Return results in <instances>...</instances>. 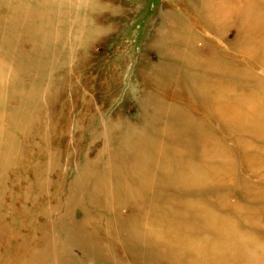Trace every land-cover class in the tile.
Instances as JSON below:
<instances>
[{
	"label": "rangeland",
	"instance_id": "1",
	"mask_svg": "<svg viewBox=\"0 0 264 264\" xmlns=\"http://www.w3.org/2000/svg\"><path fill=\"white\" fill-rule=\"evenodd\" d=\"M199 1L0 0V256L11 258L0 264H172L160 252L166 246L173 260L184 254L182 264L204 245L221 249L225 222L238 227L226 264H243V250L264 252V0H203L217 15L211 23ZM246 9L255 10L254 24L237 21ZM163 61L174 79L156 86ZM185 78L202 80L193 86ZM205 88L206 102L187 93ZM225 91L232 92L224 104ZM254 95L255 119L242 104L237 126L232 99ZM174 107L187 108L193 122L161 115ZM184 122L192 132L200 124L204 138L181 136ZM148 142L179 150L151 165L157 177L142 180L137 160H154ZM118 167V183L140 194L105 208L114 219L108 228L98 224L109 204L105 187L78 181L88 173V183L102 180ZM187 167L204 178L185 182ZM92 191L103 196L91 200ZM73 224L84 237L66 243ZM244 232L255 243L244 242ZM105 238L112 243L100 253Z\"/></svg>",
	"mask_w": 264,
	"mask_h": 264
},
{
	"label": "bare ground",
	"instance_id": "2",
	"mask_svg": "<svg viewBox=\"0 0 264 264\" xmlns=\"http://www.w3.org/2000/svg\"><path fill=\"white\" fill-rule=\"evenodd\" d=\"M199 3V6L201 4L202 7H205L203 12L205 11H209L210 13V23L211 21H217L216 20V13L213 12V10L207 8V4L206 2H204L203 0H200L199 2H197V5ZM193 10L195 9V5L193 3V6L191 7ZM240 9V8H238ZM243 11V10H242ZM255 10L252 9V10H245V12H243L239 18H238V22H247L249 25L250 24H254L255 22V19H254V14ZM168 22V19L166 17H162V21H161V26L167 24ZM168 26L164 27L165 29L167 28ZM162 37H164V34L162 33ZM262 50H264V45H262ZM173 51V50H172ZM172 53V52H171ZM264 56V55H263ZM179 57L181 60H185V56L183 54H179ZM185 58V59H184ZM179 59V61H180ZM216 61V60H215ZM164 66H163V65ZM160 68H163L164 70H156L154 71L153 75H152V78L157 81L156 86L157 84H160V79H167L168 81H165L166 83L169 82L170 80H173L174 77L169 73L167 72V69L168 67H165V66H168V63L163 61L160 63ZM195 67H198V64H194V66L192 65V68H195ZM188 67L186 66H180V69L181 71H185ZM173 77V78H172ZM200 78H195V79H188V78H185L184 81L186 82H189L191 85H197L199 84L200 82ZM226 85V83H225ZM155 86V87H156ZM219 91H222V90H219ZM208 92H212L210 88H205L204 91H202L201 93L199 94H194V91L193 90H187V93L188 94H191V97L193 99H195L196 102H199V103H202V102H206L207 100H211L212 99V96H210L211 93H208ZM232 91H230V94H231ZM209 95H208V94ZM234 93V91H233ZM228 94V91H225L223 92V97L221 98H218L220 100H223L224 101V104L227 103L228 101V97H231V95ZM236 94L234 93V96ZM233 101L236 102V106H237V109H238V113H236V117H239L236 122V125L237 126H240V124L242 123V117L243 116V111H242V104L245 105V106H250L248 107V110L245 111V114H248L251 118H254L256 117V114H254V110H252L251 108L254 107V105H257V101L259 100L258 96H251V98L249 97H244V96H236V99H232ZM261 103V101L259 100V104ZM226 106V105H225ZM215 107H218V108H222L223 106H219V105H216ZM234 106L233 105H229V108L230 110L233 108ZM235 108V112L236 111V107ZM229 112L226 111L225 114H228ZM168 114V115H167ZM163 117H167L169 116L168 118L170 117H179V118H183L185 120L186 116L190 117L192 119V122H193V118H192V114L191 112L187 109V108H182L180 107L178 110L177 108L174 107V109H172L171 112H166V113H163L161 114ZM230 115V114H229ZM248 119V118H247ZM263 119V118H262ZM186 121V120H185ZM188 124H189V119L186 121ZM186 122H184L183 124V127H186L184 128L183 130H181L179 132V134H181V136H185L187 134L186 131H190V133H192L193 135L197 136L199 139H203L204 138V135H203V131H202V126L198 123H195V126H194V129H193V132H192V129L191 128H188L186 126ZM262 122V121H261ZM264 122V121H263ZM224 123L226 124L227 122L224 121ZM260 123V122H259ZM246 125V124H245ZM257 126V125H256ZM247 127V126H246ZM262 127V126H261ZM256 128V127H255ZM260 128V127H258ZM252 131H255V130H252ZM261 132V131H260ZM172 137L174 138V135H172ZM177 139H180L181 140V143L183 144V140L186 139L183 138V137H178L177 136ZM146 148H148L149 150H152L153 154H154V160H146V159H143V160H137L140 165V166L143 170H139L138 173H140L139 177L140 179L142 180H147L148 177L151 175L153 177H157V172L158 170H154L152 173L150 172V168H151V165L153 163H156L157 160L160 159V162L164 165V157L166 154L169 153V151L171 152H178V148H169L164 144H157V143H154L152 142V144L150 142H148V144H144ZM245 145V143H244ZM240 148V147H239ZM244 149V147H243ZM244 153V152H243ZM228 155V154H227ZM1 157H3V155L1 154ZM228 160H229V156H228ZM184 164H186V162L183 161ZM230 163H232V161L230 160ZM188 164V163H187ZM150 165V166H149ZM209 167V166H208ZM196 167H194L193 169H188L185 168L183 169L181 172H180V175L183 177L184 181L185 182H190V183H194V182H198L200 181L203 177V175L199 172H197L195 170ZM110 170H111V173H110ZM110 170H107L106 171H103V174L106 176V178L102 179V180H92L91 183H88V177L87 175L90 174L88 173L86 175V177H83L82 178V182L81 183L80 181H78L80 184H82L84 186V188L86 187V185L90 184V185H94V184H98L99 186H102V187H105V195H106V199L107 201L109 202V204L107 205V207H103L104 210L106 211L105 214H102L100 213V216H98L100 219H99V222L98 224L101 225V223L103 224H106L108 226V228H110L109 225H111L114 221L113 218H108L106 217V214H107V211L105 208H108L110 211L112 210V208H110L111 205H114L113 207L114 208H121V204H123V195H128L130 198L133 199V196L134 198L137 197L140 192L138 190H136L134 188V186H130V184L128 185H123V184H119L117 179L119 178V176L123 175L120 173V167L118 168H112ZM156 173V174H154ZM162 174V173H161ZM161 174H159V177L161 176ZM116 180V181H115ZM76 182V181H75ZM148 181H145L144 183H146ZM73 185H74V189L73 190H76L74 192H72V195L74 196L75 199H73L75 201L74 204H78L79 208H80V204L83 203V201H79V199H77L76 195L78 193V188H77V183H74L73 182ZM110 186V188H109ZM84 192H85V189H83ZM25 190L23 189L21 191V194L24 195L25 194ZM41 191H36V193H40ZM91 196V200H98L99 197H102L103 195H100L96 192H93L92 191V194H90ZM52 202V201H51ZM7 204H12V203H7ZM45 204H48V203H45ZM111 204V205H110ZM142 206H145L146 203H141ZM132 209H128V213H130V215H132ZM45 218H47V215L45 216ZM35 219V218H34ZM108 220V221H107ZM230 222V221H229ZM78 222H75V224H77ZM72 225V229L71 228H68L65 233L68 234V236L70 235V237L67 238V241L66 243L70 242V241H73V239L79 235V236H82L84 237V234L82 232H79V227L78 228H75L74 229V225ZM138 222L135 221V218H132L131 216V225H132V228L133 229V233H134V236L137 234L135 232V228L138 226ZM180 224V228L184 231H186L187 233L189 234H192L193 232V226H187L185 225L184 223H178ZM92 224L88 223V226L91 228ZM154 226H158L160 227V224L159 223H155V224H152ZM64 229H66V226H63ZM82 229H86L85 227L81 226ZM107 228V227H106ZM238 227H234V224H228L227 222H225V225L220 229V234L222 236V238L218 241V244L220 245V248L221 249H218V247H213V246H209V245H204L202 247H200V250H194L193 251V254H191V258H190V261L189 262H185V263H182V264H222V261H223V264H226V257H227V244L231 243L232 242V239L230 238L232 236V233H230L232 230H236L238 231L237 229ZM46 229V232H49V238L50 236H52L53 238H55V242H57V237H55V233L54 231L51 229V228H47L45 227ZM150 231L152 232L153 234V230L151 229V227L149 228ZM144 231V230H143ZM142 231V233H143ZM148 231V230H147ZM149 233V231H148ZM157 233V232H156ZM87 234L90 236L91 234L88 233V230H87ZM150 234V233H149ZM152 237V235H150ZM248 233L244 232V234H242L240 236L241 239L244 240V242H251V243H255L254 240H250L248 237ZM3 236H1L2 238ZM0 238V239H1ZM149 238V236H148ZM65 239H66V236H65ZM147 242H149V240H147ZM205 241L203 240V243ZM112 243V241L110 239H101L97 242V249L100 253H102V251L104 252H109V244ZM146 243V241H144L143 243H139V244H144ZM155 246H158L160 245L157 241H153L152 242ZM207 243V242H206ZM55 246L57 248V243H55ZM224 248H223V247ZM248 245L245 246V248L247 247ZM171 246H166L164 247L162 250H160L161 254H163V256L168 260L169 263H172V264H179V258L180 256L184 255L183 253L180 252L179 250V254H178V258L177 260H173L172 258L168 257L165 255V253H171L173 255H175V251H172ZM228 248H232V247H228ZM93 251H91V253L93 254ZM246 252V255L247 257H244L243 255L240 257V261L243 263V264H264V252L263 253H259V254H254V253H248L250 251L248 250H243ZM140 257L142 258V254H145V251L143 250L142 252H140ZM159 258V257H158ZM7 258H4V257H1L0 256V263H5V262H10L11 258L8 260V261H5ZM20 261L21 258L19 259ZM17 264H20V263H17Z\"/></svg>",
	"mask_w": 264,
	"mask_h": 264
}]
</instances>
